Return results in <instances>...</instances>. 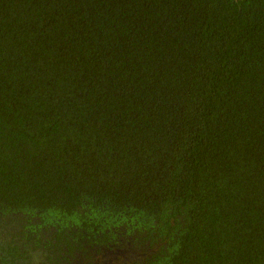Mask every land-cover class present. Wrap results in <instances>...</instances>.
Instances as JSON below:
<instances>
[{"label": "trees", "instance_id": "trees-1", "mask_svg": "<svg viewBox=\"0 0 264 264\" xmlns=\"http://www.w3.org/2000/svg\"><path fill=\"white\" fill-rule=\"evenodd\" d=\"M104 260L264 264V0H0V264Z\"/></svg>", "mask_w": 264, "mask_h": 264}, {"label": "flooded vegetation", "instance_id": "flooded-vegetation-1", "mask_svg": "<svg viewBox=\"0 0 264 264\" xmlns=\"http://www.w3.org/2000/svg\"><path fill=\"white\" fill-rule=\"evenodd\" d=\"M95 264H114V262L113 261H109V260H104V261H99L98 263L96 262Z\"/></svg>", "mask_w": 264, "mask_h": 264}]
</instances>
